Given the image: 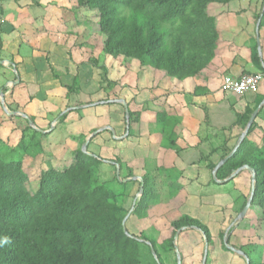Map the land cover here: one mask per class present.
Here are the masks:
<instances>
[{
	"label": "trees",
	"instance_id": "trees-1",
	"mask_svg": "<svg viewBox=\"0 0 264 264\" xmlns=\"http://www.w3.org/2000/svg\"><path fill=\"white\" fill-rule=\"evenodd\" d=\"M67 1L74 16L68 35L77 43L87 41V49L101 44L107 57L128 70L138 66L149 69L155 78L181 83L207 77L216 70L221 37L209 11L213 6H227L235 0ZM262 9L263 3L257 16V19L262 16L261 21ZM253 55L260 66L256 48ZM166 97L153 102L155 121L163 131L172 124ZM203 111L208 123L207 112ZM136 115L129 111V134L137 122ZM249 116L237 114L242 128ZM25 122L24 131L31 132L30 139L37 143L25 142L23 131L18 147L28 150L29 144L37 153H43L48 159V169L41 172L38 189L32 190L21 162H10L0 155V264H157L149 246L146 247L150 261H144V243L124 233L122 221L126 211L117 205L115 194L96 174L102 159L78 150L70 165H54L46 134L32 129L28 120ZM254 126L255 123L248 133ZM116 163L122 169L120 161ZM244 165L254 170L255 179L253 198L244 218L249 235L239 250L248 257L249 264H264V152L245 138L215 176L224 180ZM215 167L216 164L210 163L212 170ZM127 174L134 175L129 169ZM139 177L143 181V194L132 213L134 216L152 217V212L158 210L164 200L160 196L163 179L173 188L168 195L172 196L170 199L184 201L183 185L170 177L162 164L155 170L143 171ZM114 181L124 185L116 176ZM249 194L244 197L241 209ZM185 227L201 232L208 246L215 244L209 228L188 215L171 221L169 236L163 244L171 250L176 232ZM225 230L221 231L222 238ZM232 230L226 236L228 244ZM144 239L148 240L145 236ZM151 244L164 264L155 243Z\"/></svg>",
	"mask_w": 264,
	"mask_h": 264
},
{
	"label": "rangeland",
	"instance_id": "rangeland-1",
	"mask_svg": "<svg viewBox=\"0 0 264 264\" xmlns=\"http://www.w3.org/2000/svg\"><path fill=\"white\" fill-rule=\"evenodd\" d=\"M262 3L263 0H235L227 6L211 7L209 12L214 18L219 38L226 33L227 41L223 44H228L229 37L234 32L239 33L245 28L247 17L250 16L251 21L254 23L261 19V17L256 19V14L261 10ZM250 9L255 11L251 13ZM71 13L69 15H72ZM261 31H264V20L262 21ZM81 43L82 46L78 47L82 61L81 70L78 73V81L76 79V83L73 82L75 84L71 86L72 89H67L70 91V96L74 97L71 104L68 103L67 106L85 104L86 106L81 107V110H85L83 113L81 112L82 119L70 122H65V119H62L59 124L50 121L47 124L38 123L35 125L37 129L45 131L46 142L51 151L54 165H70L74 154L78 150L82 151L85 140L95 129H97L96 131L101 130L91 137L86 151L102 159L96 174L100 182L106 184L109 190L115 194L114 201L117 205H120L126 211L123 219L125 220L126 231L129 235L140 239L141 243H144L142 260L150 261L146 242H154L164 264H177L174 245L177 246L180 253L181 264H245L244 259L239 258V255L223 246L224 238L220 234L226 228L225 237L229 230L233 228L229 234L231 245L237 244L238 240L234 239L237 237L247 241L245 233V224L247 225V223L245 222L243 225L244 219L237 221V217L242 210L243 199L248 195L251 188L252 173L248 169L238 171L239 168L235 171H238L236 174H232L224 180H214L213 170L208 163V174L211 177L209 186L205 187L191 185L192 181L189 182V179L183 177L181 172L173 169L171 174L175 173L176 176L172 177L170 173L169 176L177 180L178 183H183V189L187 191L188 195L189 193L196 195L202 192L205 197H207V194L209 195L208 199L205 200L201 194H198V197L188 196L189 199H185L183 202L172 200L173 198L170 199L172 196L168 195L173 192V188H170L171 185L167 183L166 179L162 178L165 182L161 187L160 196L164 200L158 205V210L152 212V217L139 218L132 214L140 199V185L133 180L123 182L124 179L132 178L127 174L128 169L134 174L133 177H139L143 171L155 170L162 164L152 157L153 154H161L164 149H168L169 152L172 150L174 153L181 150L175 145L171 146L169 138H166L168 136L161 132L160 127L154 128L152 122L141 121V115L146 114L148 116L151 112L154 115L156 104L153 102L156 99L163 96L169 98V80L155 78L149 69L138 66L131 70L124 68L102 52L101 44H93L91 48L87 49L85 47L87 41L83 40ZM223 44L219 40L218 54ZM12 83L13 81L10 87L14 85ZM121 101L127 104L129 111L137 114V122L130 134L129 132L126 134L124 108L111 105V103L121 105ZM13 108L15 110L20 109L19 106H13ZM7 112L0 105V155L10 160V162H21L22 168L29 179L30 188L37 190L41 172L48 169L46 163L48 159L44 157L43 153H37L29 144H27L28 150L22 151L18 147L20 139H22V132L27 124L22 116L11 115ZM18 112L21 113L22 111L19 110ZM252 113L251 109H245L241 114L251 115ZM61 118H65V116L63 115ZM241 126V120H237L233 128L240 130L243 129ZM31 128L38 131L32 126ZM223 132L226 135L224 130ZM30 137L31 132H26L25 142L36 144L37 142L31 140ZM245 138H249L255 146L264 152V120L260 119L253 130L250 133L247 132ZM207 139L208 141L201 146L205 152H208L202 155L204 160L208 159L207 157L213 152L221 150L218 157H216L218 162L226 152L234 148L232 146L234 139L229 142V146L224 145L227 142L224 139V142L218 148L215 141H212V137ZM155 145L157 146L156 150ZM223 145L226 147L224 151L222 150ZM227 149L229 150L227 151ZM173 156L175 157V154ZM117 161H120L122 169L119 168ZM116 165H118L120 181L124 184L123 186L117 185L114 181L117 170ZM180 215H188L199 219L209 228L211 235L215 237V244L212 246L207 245L205 260V239L202 233L196 229L185 228L178 233L176 232L177 239L174 242L173 238V248L171 250L163 244L169 236L171 221ZM144 236L148 240H145ZM241 246L237 244L235 247L240 248Z\"/></svg>",
	"mask_w": 264,
	"mask_h": 264
},
{
	"label": "crops",
	"instance_id": "crops-1",
	"mask_svg": "<svg viewBox=\"0 0 264 264\" xmlns=\"http://www.w3.org/2000/svg\"><path fill=\"white\" fill-rule=\"evenodd\" d=\"M255 10L250 9V12L253 13ZM70 13L67 0H0V61L5 63L0 64V91L3 93L7 110L9 112L21 110L22 112L18 113L25 114L34 125L47 124L50 121L59 124L62 119H65V122L80 120L85 111L81 110L85 104L67 106L74 99L67 89L72 88L76 79L78 81L82 64L78 49L81 45L68 35L74 17L72 13L69 15ZM246 19V26L239 33L232 30L234 34L229 37L228 44H223L227 41L226 33L221 36L223 45L220 47L215 61L217 67L213 73L204 78L181 83L166 80L170 91L167 103L170 107L171 128L163 131L162 126L156 123L155 114L152 112L148 116L144 113L141 115V121L152 122L154 128L160 127L161 132L168 136L165 137L169 138L170 143L173 142L181 149L174 153L163 148L161 154H153L152 157L162 163L170 174L173 169H177L183 177L189 179V182L192 181L193 186H209L211 176L208 174V163L217 165L221 161H216L221 150L213 152L206 160L202 159V155L208 152L201 146L208 141V137H212L217 148L224 139L227 141L225 146H229V142L234 139L232 146L235 148L239 141L238 137L242 135L248 123L247 121L243 129H234L237 114H241L245 109H251L252 112L257 110L252 124L258 123L260 119L264 120V80L259 90L252 94L236 95L221 90L225 76L240 78L256 73L264 75V31H261V26L258 27L257 40V22H252L250 16ZM237 24L236 27L239 25ZM255 48L258 51L260 66L253 58ZM16 75L19 81L10 87L11 82L16 80ZM0 105L3 107L1 94ZM13 106H19L20 109L15 110ZM117 106L121 107L120 104ZM203 110L207 112L208 123L204 121ZM63 115L65 118H61ZM39 130L45 133L43 129ZM223 130L226 135L222 133ZM234 148L227 151L231 152ZM171 175L176 176L175 173ZM183 193L184 200L189 199L188 196L198 197V194L205 200L209 196L207 194L205 197L202 192L188 195L186 190H183ZM242 224L244 225L245 221ZM245 228L248 238L246 224ZM234 239L238 240L236 243L239 246L247 243L241 237ZM237 244L229 243L234 248H237L235 247Z\"/></svg>",
	"mask_w": 264,
	"mask_h": 264
},
{
	"label": "water",
	"instance_id": "water-1",
	"mask_svg": "<svg viewBox=\"0 0 264 264\" xmlns=\"http://www.w3.org/2000/svg\"><path fill=\"white\" fill-rule=\"evenodd\" d=\"M262 10H264V2H263V9H262ZM261 17H262V16H261ZM260 20H261V19H259V20L257 21V28H256L257 40H258V32H257V29H258V27H259ZM258 51H259V56H260L261 53H260V46H259V44H258ZM0 64L3 65V64H5V63H4V61H0ZM18 81H19V77H18V75H16V80H15L12 84H16V83H18ZM0 94H1V102H2V106H3L4 110L7 112L8 110H7V107H6L5 104H4V99H3V93H2V91H0ZM117 102H119V101H117ZM120 103H121V105H122L123 108H124L125 119H126V134H127V133L129 132V110H128V106H127V104H126L124 101H121ZM7 113H8V114H11V115H20V116H22L24 119L28 120L29 124H30L32 127L36 128L35 125H34V123H32V121L29 120L25 114H20V113H18V112H14V111H10V112H7ZM256 113H257V110H255V111L253 112V114L250 116V118H249V120H248V123H247V125H246V127H245V129H244V131H243V133H242V135L240 136L239 141H238L236 147H235V148H234V149H233V150H232V151H231V152H230L225 158H223V159H222V160L216 165V167L214 168V170H213L214 180L216 179L215 174H216L217 170L219 169V167L222 166L223 164H225V162H226L229 158H231V157L233 156V154L236 152V150L238 149L239 145L241 144V142L243 141V139H244L245 136L247 135V132H248L249 128H250L251 125H252V122H253V120H254V118H255ZM36 129H37V128H36ZM37 130L40 131V132H43L42 130H39V129H37ZM100 131H101V130L96 131V132H93V133H92V134H91V135L85 140V143L83 144V147H82V151H83L85 154H87V155H92L91 153H89V152L86 151V149H87V145H88V142H89V140L91 139V137H93L96 133H99ZM92 156H93V155H92ZM116 169H117V170H116V177H117V179L120 180V175H119V168H118V165H116ZM242 169H248V170L251 171V173H252V178H251V190H250V194H249V197H248V199H247V202H246L245 206L243 207V209L241 210V212L239 213V215H238V217H237V221H241V220L244 219V217H245V215H246V213H247V211H248V208L250 207L251 200H252V198H253V182H254V179H255L254 170H253L252 168H250V167L244 165V166H242L238 171H240V170H242ZM238 171H237V172H238ZM237 172H234L233 174H236ZM132 180H133V181H139V182H140V187H139V198H140L141 195L143 194V181H142V179H141L140 177H132V178H129V179H124L123 182H126V181H132ZM124 222H125V220H123V222H122V226H123V231H124V233H125L128 237H131V238L137 239L138 241L141 242L140 239L135 238V237L129 235V233H128V232L126 231V229H125ZM185 228H186V227H185ZM185 228H181L180 230L185 229ZM180 230H178V232H179ZM178 232H177V233H178ZM177 233H176L175 236H174V242H175L176 239H177ZM146 244L149 246L150 251H151V254H152V256L154 257V260L156 261V263H157V264H161L160 261H159V259H158V257H157V255H156V252H155L154 249H153L152 244H151L150 242H146ZM224 244H225V247H226L227 249H229L230 251L234 252L235 254H237V255L243 257V259H244V261H245V264H249V259H248V257H247V256H246L241 250H239V249H237V248H234L233 246H230V245L227 243L225 237H224ZM207 245H208V244H207V241L205 240L204 260H205V256H206V254H207ZM174 251H175V254H176V262H177V264H181V256H180V253H179L178 248H177L176 245H174Z\"/></svg>",
	"mask_w": 264,
	"mask_h": 264
},
{
	"label": "built area",
	"instance_id": "built-area-1",
	"mask_svg": "<svg viewBox=\"0 0 264 264\" xmlns=\"http://www.w3.org/2000/svg\"><path fill=\"white\" fill-rule=\"evenodd\" d=\"M264 80L262 73L246 75L240 78L225 76L223 77L221 90L224 93H233L236 95H245L246 93H256L260 84Z\"/></svg>",
	"mask_w": 264,
	"mask_h": 264
},
{
	"label": "clouds",
	"instance_id": "clouds-1",
	"mask_svg": "<svg viewBox=\"0 0 264 264\" xmlns=\"http://www.w3.org/2000/svg\"><path fill=\"white\" fill-rule=\"evenodd\" d=\"M6 242V241H5Z\"/></svg>",
	"mask_w": 264,
	"mask_h": 264
}]
</instances>
